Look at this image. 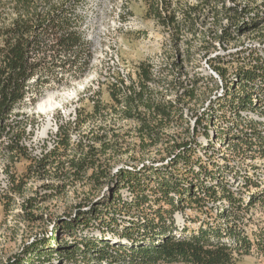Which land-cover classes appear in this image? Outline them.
Returning a JSON list of instances; mask_svg holds the SVG:
<instances>
[{
  "label": "trees",
  "instance_id": "trees-1",
  "mask_svg": "<svg viewBox=\"0 0 264 264\" xmlns=\"http://www.w3.org/2000/svg\"><path fill=\"white\" fill-rule=\"evenodd\" d=\"M257 1L260 0H147L145 14L167 35V42L174 51L173 64H167L166 68L168 73L176 75L179 82L175 86L167 75L163 79L158 78L154 66H146L143 62L136 66L133 79L127 76L128 84L117 71L115 82L108 84L111 105L104 104L98 97H91L90 111L84 114L81 108H75L72 123L73 129L79 131V139L72 140L71 128L64 129L59 124L50 150L34 156L25 143L31 139L35 121L30 122L21 110L28 103L35 104L36 95L43 86L61 82L64 75L74 77L82 72V66H87L91 56L90 48L79 29L80 16L74 10L77 0H0V159H6L11 165L26 161L27 175L61 179L64 187L74 176L94 189L103 185L109 187L114 181L118 183L113 195L103 193L101 208L80 210L78 207L77 215L65 223L68 231L84 232L85 253L90 254V261L94 260L95 264H236V257L248 254L254 244L264 252L263 234H256L251 240L236 223L222 227L206 222L189 232L186 227L180 229L175 226V210H182L184 205L192 203L200 206L204 199L194 197L191 191L193 184L185 188L183 181L188 176L200 181L207 166L197 157L199 145H191L194 134L188 127L182 135L168 132L169 127L188 124L184 116L185 107L193 101L202 103L206 99H199V82L208 84L211 95H216L218 81L210 74H200L195 79L193 76L194 84L191 85L180 79L185 62L193 56L191 49L196 46L193 43L204 39L201 43L203 55L208 56L210 69L217 73L225 87L224 61H220L219 55L209 57V50L213 48L209 36L226 48L241 35L264 26L262 15L245 21L249 12H260L264 7V0L259 4ZM210 16L213 28L207 27ZM261 30L263 32H259L258 38L264 43V28ZM186 35L191 38L186 40ZM184 43L189 47L185 49ZM248 59L249 56H244L242 61L245 64L236 72L244 83L232 92L226 91V96L215 102L216 106L201 111L196 119L198 125L205 123L204 127L217 125L218 119L225 118L227 113H230L229 118L235 116L226 124L230 132H236L234 138L238 144L232 146L233 150L251 151L254 143L249 142L251 135L248 134L259 135L258 122L250 121L240 126V121L236 120L241 116L239 109L252 106L249 92L253 87L248 85L249 81L262 78L257 84L259 87L264 85V61L257 58H252L254 62L246 61ZM249 64L251 67L247 69ZM159 84L165 87L164 91L155 89L154 86ZM34 90L36 94L29 95ZM168 93H173L175 98H167ZM261 93L264 96V90ZM211 95L208 97L210 100ZM109 110L121 121L135 123L133 130L138 144L134 149L126 141V133L121 130L123 125L117 128L108 126L109 119L112 120L108 117ZM94 118L100 120V126L95 125ZM69 123L68 120L66 124ZM224 128L220 126L219 130ZM160 145L164 146L162 150ZM256 145L257 151L264 150V142ZM162 151L169 158L167 165L159 167L153 161L146 165L142 161L146 153L160 154ZM119 161L123 164L114 172ZM208 175L214 179L212 174ZM244 179L245 187L252 183L250 178L244 176ZM10 182L15 187L14 191L21 193L25 185L23 176L18 179L13 175ZM121 186L129 192L128 200L116 195ZM52 187L56 189L59 186ZM203 192L212 201L226 200L227 203L221 205L218 209L221 211L216 214V219L222 217L225 220L231 216L233 220L240 218L241 211L248 210L262 197L261 193H252L244 201L231 191L224 178L203 187ZM107 211L140 214L142 218L137 221L129 219L126 225L116 230L111 227L116 221L114 214L108 221L103 219ZM99 220L102 225L96 223ZM103 225L113 234L121 232L127 240L114 245L100 236L89 237L93 229L99 230ZM225 236L229 237L226 241L222 239ZM49 248L48 252L59 249ZM34 251L37 253L40 248L36 247ZM60 251L68 256L66 260L72 259L73 250Z\"/></svg>",
  "mask_w": 264,
  "mask_h": 264
},
{
  "label": "rangeland",
  "instance_id": "rangeland-1",
  "mask_svg": "<svg viewBox=\"0 0 264 264\" xmlns=\"http://www.w3.org/2000/svg\"><path fill=\"white\" fill-rule=\"evenodd\" d=\"M240 1L242 2V0ZM261 2V0L257 1V4ZM146 8L147 0H77L74 10L80 16L79 29L88 42L91 56L87 66H82L81 70L84 69L82 72L75 74L74 77L69 74L64 75L61 82H51V84L43 86L36 95L35 104L28 103L21 110L23 116L29 118L30 122L35 121L31 128V139L25 143L27 149L34 156H41L50 150L59 124H62L64 129L71 128L69 131L72 140L79 139V131L73 129L74 123H72L74 115H76L75 108H81L84 114L86 111H90L91 97H98L104 104L111 105L108 84L115 82L117 71L121 76H124L128 84L130 81L127 76L130 75L133 79L136 66L143 62L146 66H154L158 78L163 79L167 75L168 79L175 82L174 85L179 82L176 75L168 73L166 68L167 64H173L172 60L174 59V51L167 42V35L151 17H147ZM259 11L249 12L248 17L245 16V21L251 17L264 16V7ZM212 22L210 16L207 19V27L213 28ZM263 28L264 26L260 25L258 30L241 35L237 41L226 48L216 39L214 40L213 36H209L213 42V48L209 50V57L219 55L220 61H224L222 65L227 69L225 87L217 73L212 74L208 56L203 55L201 43L204 39L193 43L196 45L191 49L193 56L185 62L186 66L180 78L181 81L184 79L188 81V85H191L194 84L193 76L195 79L200 74H210L217 79L218 87L214 93L216 95H211L209 85L199 82L197 84L199 99H206L202 103L199 100L198 102L193 101L188 107H185L184 116L187 118L188 124L184 123L183 126L175 127L176 125H174L168 128L169 134L177 136L178 134L182 135L188 127L194 134V142L191 145H199L197 157L206 162L207 166V171L205 174L202 173L200 181L188 176L182 183L185 188L189 184H193L191 191L195 194L194 197L204 198L205 205L203 202H200V206L192 203L184 205L182 210H175L174 224L177 228L186 227L189 232L206 222L213 225L220 224L222 227H225L227 223L229 225L236 223L251 240L256 234L261 233L264 236V150H260L259 154L249 158L248 152L246 154L243 150L232 149V146L238 143L234 138L236 132L233 134L227 129V121L231 119L229 118L230 113H227L223 119L219 118L217 125L209 124L203 127L205 123L201 122L198 125V120H196L201 111H207L216 106L215 102L220 97L226 96V91L232 92L234 88H238L244 83L236 73L238 66L245 64L244 61H241L244 56L250 58L246 61L254 62L252 58L264 60V43L258 38L259 32H263L261 30ZM190 38V35L185 37L186 40ZM183 46L185 49L189 47L186 43ZM237 59L240 61L238 62ZM227 61L233 62H229L227 65ZM250 67L249 64L247 69ZM184 74H186V78H184ZM261 79L249 81L248 85L253 87V90L251 89L249 92L252 96V106L239 109L241 116L256 115L261 109L264 111V97L258 96L257 88V81ZM154 87L160 91H164L165 88L162 84ZM260 87L261 90H264V85H260ZM35 94V90L29 93L33 96ZM209 95H211V100L208 99ZM167 98L174 99L175 97L173 93H168ZM109 114L108 117L112 120L109 119L108 126L112 125V128H117L118 125H123L121 130L126 133V141L130 148L134 149L138 144L137 134L133 130L135 123L121 121L112 110H109ZM68 120L70 123L67 125ZM93 120L96 122L95 125L100 126V120L97 118ZM220 126H224V130H219ZM258 129L264 131V127ZM219 133H221V137H218ZM163 147V145L159 146L161 150ZM136 148L138 147L136 146ZM168 160L164 151L160 154L146 153L142 158L146 165H151L153 161L154 165L159 167L167 165ZM121 164H123L122 161H119L113 171L115 172ZM26 165V161L11 165L6 159H0V264H95L94 260H89L90 254L85 253L84 232L80 230L68 231L65 223L77 215L78 207L80 210L101 208L100 201L103 193L113 195L118 183L114 181L109 187L103 185L94 189L86 184V181L76 179L74 176L68 180V184L64 187V181L61 179L30 177L31 175H27L25 172ZM209 173L212 174L213 180L209 177ZM13 175L18 179L23 176L25 185L21 193L14 191L15 187L10 182ZM244 176L250 178V182H252L248 183L247 187L243 185ZM223 178L231 191L241 196L244 201H247V197L252 193H261L262 195L261 199L248 210L241 211L240 218L236 220H233V216L228 220L222 217L216 219V214L221 211L218 209L227 202L223 199L212 201L203 192V187L215 184L218 179ZM195 184L196 186H194ZM51 185L59 187L55 189V187L51 188ZM116 195L122 200H128L130 197L129 192L122 186L118 188ZM172 195L176 197L174 193ZM113 214L112 212L104 213L103 219L108 221ZM114 216L116 221L111 224V227L116 230H120L123 225H126L129 219L137 221L142 218L140 214L116 213ZM96 223L102 225L100 220ZM90 236H100L114 245L127 240L125 236L121 235V232L113 234L104 225L99 230L93 229L89 233ZM222 239L226 241L229 237L225 236ZM49 246L59 249L55 252H48L51 250ZM36 247L40 248L37 253L34 251ZM262 247L264 246L262 245ZM64 249L73 250L72 259L66 260L68 256L65 253H60V250ZM236 259V264H264V252L259 245L254 244L248 254L238 255Z\"/></svg>",
  "mask_w": 264,
  "mask_h": 264
},
{
  "label": "built area",
  "instance_id": "built-area-1",
  "mask_svg": "<svg viewBox=\"0 0 264 264\" xmlns=\"http://www.w3.org/2000/svg\"><path fill=\"white\" fill-rule=\"evenodd\" d=\"M235 118V116H234ZM234 118H231L232 120H234ZM236 120H239L240 121V126L241 124H244V123H250V121L252 122H258V128L260 127H264V114H256V115H250V116H238L236 118ZM257 128V133H259V135H253V134H248V135H251L248 137V140L250 143H254L252 144V149L251 151H246L245 149V153L248 154L247 156H250L249 158L252 157V155H256V154H259V151H257L256 149L258 148V146L256 145V143H260V142H264V131L262 130H259ZM248 132H250V130H248ZM236 135V134H235ZM235 137V136H234ZM256 150V151H255ZM248 152V153H247Z\"/></svg>",
  "mask_w": 264,
  "mask_h": 264
},
{
  "label": "bare ground",
  "instance_id": "bare-ground-1",
  "mask_svg": "<svg viewBox=\"0 0 264 264\" xmlns=\"http://www.w3.org/2000/svg\"><path fill=\"white\" fill-rule=\"evenodd\" d=\"M252 12V11H251ZM254 13H255V11H253ZM246 17H248V16H246ZM250 20V19H249ZM260 27V26H259ZM249 47V46H248ZM251 48V47H250ZM247 49V48H246ZM263 56V55H262ZM261 56V57H262ZM262 60V59H261ZM242 61V60H241ZM264 61V60H263ZM233 62V61H232ZM236 62V61H235ZM239 62V61H238ZM228 63V62H227ZM231 63V62H230ZM239 64V63H238ZM242 64V63H241ZM228 65V64H227ZM231 65H233V64H231ZM239 67V66H238ZM226 68V67H225ZM227 70V69H226ZM238 71V70H237ZM211 72H212V74H215L212 70H211ZM235 73V72H234ZM236 74V73H235ZM234 75V74H233ZM234 77V76H233ZM219 78V77H218ZM231 79V78H230ZM234 79V78H233ZM221 80V79H220ZM232 80V79H231ZM234 81V80H233ZM235 82V81H234ZM237 82V81H236ZM235 84V83H234ZM262 86V85H261ZM236 87V86H235ZM257 88H258V96L259 97H264L263 96V94L261 93L262 92V90L260 89L261 87H259V84H257ZM253 90V89H252ZM254 94V93H253ZM257 96V97H258ZM263 101V100H262ZM259 102V101H258ZM260 103V102H259ZM262 105V104H261ZM54 106V105H53ZM253 110V109H252ZM257 110V109H256ZM263 109H261V111H258V114H264V113H262V112H264V111H262ZM249 111V110H248ZM245 115H247V114H245ZM93 235H94V233H93Z\"/></svg>",
  "mask_w": 264,
  "mask_h": 264
}]
</instances>
